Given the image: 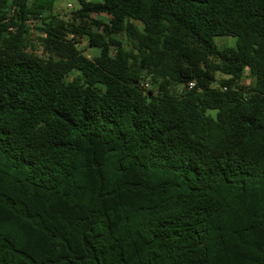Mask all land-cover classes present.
Instances as JSON below:
<instances>
[{"label":"trees","instance_id":"16d2710c","mask_svg":"<svg viewBox=\"0 0 264 264\" xmlns=\"http://www.w3.org/2000/svg\"><path fill=\"white\" fill-rule=\"evenodd\" d=\"M57 1L0 0V264H264V0Z\"/></svg>","mask_w":264,"mask_h":264},{"label":"rangeland","instance_id":"374dc122","mask_svg":"<svg viewBox=\"0 0 264 264\" xmlns=\"http://www.w3.org/2000/svg\"><path fill=\"white\" fill-rule=\"evenodd\" d=\"M79 7L78 3L76 0H58L56 2L55 6V12L56 14L61 15L62 17L69 18L71 16L72 11L76 10ZM95 19L97 18L96 15L93 16ZM94 28L96 30L102 31L101 26L99 25L98 21L94 23ZM39 32L37 29L33 30V44L35 45V51L43 55V48L40 40L38 39ZM123 42L125 43L126 47H129L131 45L129 39L126 37V35H123L120 37ZM218 44L220 46L224 45H232L234 43L233 38H226V37H218L217 38ZM78 47L85 53V54H93V50L90 48L88 45L87 41L85 39H81L80 43L78 44ZM218 77H222L220 74H218ZM251 78L245 75L242 79V84H249L251 82ZM216 85V84H214ZM150 87V86H147ZM212 113H215L214 111H210Z\"/></svg>","mask_w":264,"mask_h":264},{"label":"built area","instance_id":"2783aa9c","mask_svg":"<svg viewBox=\"0 0 264 264\" xmlns=\"http://www.w3.org/2000/svg\"><path fill=\"white\" fill-rule=\"evenodd\" d=\"M194 86H195V82H194V81H191V82L189 83V87L192 88V87H194Z\"/></svg>","mask_w":264,"mask_h":264}]
</instances>
